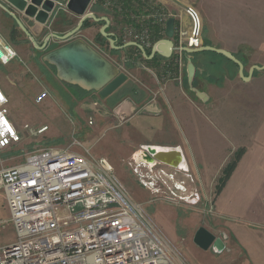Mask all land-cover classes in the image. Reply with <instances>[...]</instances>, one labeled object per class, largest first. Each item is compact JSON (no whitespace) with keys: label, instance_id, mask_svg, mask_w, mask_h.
I'll return each instance as SVG.
<instances>
[{"label":"rangeland","instance_id":"1","mask_svg":"<svg viewBox=\"0 0 264 264\" xmlns=\"http://www.w3.org/2000/svg\"><path fill=\"white\" fill-rule=\"evenodd\" d=\"M102 1L104 5L96 7L97 0H93L90 12L113 18L114 25H110L109 32L112 33L113 28L123 30L127 27V32H133L128 36L145 30L154 33L158 21L156 16L161 10L179 19L181 6L171 0L169 13L170 10L164 9L162 3L168 0H137L138 8L133 9L132 16L129 14L127 19L124 3L118 0ZM177 1L198 12L203 45L232 52L244 64L246 77L253 65H264V0ZM61 3L56 11L58 15L64 14L65 25L54 24L52 29L65 34L76 27L81 18L68 10L66 1ZM88 22L90 26L83 28L74 39L89 43L128 77L121 88L127 99L144 98L148 102L155 94L166 93L165 89H168L169 94L167 91L166 95L171 100L169 103L177 106L181 114L177 113L174 125L182 137L179 146L183 149L186 169L175 172L173 179L162 175L156 180V173L148 172V180L153 184L145 188L141 177L133 169L140 152L148 150L139 148L134 152L127 151L122 136L126 122L115 114L114 105L107 102L108 111L103 110V115L97 117L89 108L93 100L91 96L97 92H90L88 97L82 98L78 87L62 82L54 67L44 61L47 53L38 51L26 35L13 26L18 43L10 38L7 42L15 46L19 57L9 67L0 64V87L6 84L11 89V93L7 94L8 108L11 115L16 116L23 140L17 147L0 155V171L21 163L25 154L45 148L68 149L86 155L96 163L102 158L107 159L113 167V175L122 183L130 198L141 205L148 221L160 232L181 262L253 264L245 250L238 246L233 249L229 231L216 213V201L220 194L218 181L232 162L236 163L230 178L239 170V174L235 175L240 193L263 191L260 184L264 178V71L255 72L249 82H244L239 77V67L225 57L210 52L198 56L195 59L198 69L193 87L208 95V101L203 102L188 84L187 61L181 64L179 70L175 66L171 71L175 81L169 84L168 79L161 77L165 71L160 67L152 73L143 71L137 65L125 66L124 53L110 49L105 38L99 39L102 24L93 26L92 21ZM9 26L12 27V24L9 23ZM183 32L179 24L175 36L177 47L181 46ZM48 34L46 30L36 39L39 45ZM65 44L52 40L47 50L53 51ZM131 50L135 51L133 48ZM164 63L159 62L160 66ZM42 92H47L49 97L37 104L35 99ZM160 99L164 101L163 97ZM26 124L29 129L25 128ZM44 127L48 130L40 133ZM175 141L167 142L175 145ZM155 181L159 183L158 187ZM251 181H254L253 185ZM171 192L184 197V201H171ZM246 201L247 197L243 201L244 208ZM8 219L10 210L5 192L0 187V222ZM200 228H205L217 239L229 242L228 245L223 250H203L195 243V235ZM16 240L14 226L6 223L0 230V248L13 245ZM253 246L252 255L261 261L264 253L260 244Z\"/></svg>","mask_w":264,"mask_h":264},{"label":"built area","instance_id":"2","mask_svg":"<svg viewBox=\"0 0 264 264\" xmlns=\"http://www.w3.org/2000/svg\"><path fill=\"white\" fill-rule=\"evenodd\" d=\"M185 10L192 26L189 34L181 33L179 48H200L201 18L194 8ZM130 37L147 48L154 45L149 30ZM18 57L15 47L0 35V64L8 66ZM48 97L42 92L35 102L41 104ZM8 105L0 87V155L23 140ZM47 130L44 127L40 133ZM163 148L152 149L162 152ZM146 156L157 166L145 161L133 169L145 188L153 184L148 172L156 173V180L162 175L173 179L183 169L156 160L149 151ZM0 187L10 210V219L0 222V230L11 223L17 235L16 243L0 248V264H186L130 198L107 159L96 163L68 149L36 150L0 171ZM171 194L174 203L184 201Z\"/></svg>","mask_w":264,"mask_h":264},{"label":"water","instance_id":"3","mask_svg":"<svg viewBox=\"0 0 264 264\" xmlns=\"http://www.w3.org/2000/svg\"><path fill=\"white\" fill-rule=\"evenodd\" d=\"M9 8L19 13H24L27 17L34 19L42 26H47L51 16L58 9V0H2ZM67 3L68 10L80 17L77 26L59 35L57 33H49L43 43L39 45L34 35L22 23L16 13L9 11L19 29L26 35L38 51H46L49 48L51 40L66 42L62 47L47 52L44 56V61L56 69L58 78L69 85H74L88 92H97L102 98H107L121 88L128 80V77L121 73L119 68L104 57L100 52L94 49L89 43L83 39H74L83 29L87 21H92L93 25L102 24L100 34L108 41L110 48L115 51H125L128 48L138 49L143 57L147 60H152L156 56L164 59L172 58L175 51L179 50L186 58V71L188 84L197 97L203 102L208 101L209 97L206 93L200 92L193 87V82L197 73V68L194 63V56L201 53L211 52L229 61L239 67V77L244 82H249L255 72L264 71V65H253L248 76L245 75V66L232 52L215 47L212 45H203L200 48L191 49L188 47L177 48L175 45L176 36V18L170 17L166 23L165 38L157 41L150 55L146 48L135 41L118 45L116 36L109 32L111 21L108 17H98L95 13L90 12V7L93 0H64ZM175 3L188 7L172 0ZM227 75L228 70L225 68ZM149 152L155 154V159L169 166L179 168L185 163L183 152L179 149L172 148L170 154H160L156 149L148 148ZM145 160H154L145 157ZM195 243L203 250H209L211 247L219 248L221 241L216 239V236L205 228H200L195 235Z\"/></svg>","mask_w":264,"mask_h":264},{"label":"crops","instance_id":"4","mask_svg":"<svg viewBox=\"0 0 264 264\" xmlns=\"http://www.w3.org/2000/svg\"><path fill=\"white\" fill-rule=\"evenodd\" d=\"M170 1L171 0L162 1L163 6L165 7L164 9L167 8L168 10H170L169 13H171V9H169ZM9 11L14 12L16 13V15H18L22 23L27 27V29L34 35L36 39H38L46 30L48 33L59 34L52 29L59 14L58 11H56L51 16V19L47 26H42L34 21V19H31L24 15V13H19L9 8L8 5L0 0V35L6 41H9V38L10 40H12L11 35L13 32H15V30H13L12 28L13 26H17ZM166 13V11L161 10L157 14L158 21L156 25H158L161 30L158 34L159 36H162L163 34L165 35L166 23L170 17ZM96 15L98 17H103V15H100L98 13H96ZM143 17H145V15ZM178 17L179 19H176V27L181 24L184 32L189 34L191 31V20L186 13L184 6H180L178 10ZM110 21L111 26L112 24L114 25L113 18H111ZM9 23L12 24V27L9 26ZM121 30L122 29L117 28H113L112 30V33L116 36L118 42L130 41L131 37L128 36L129 31L127 32V27H124L123 30ZM158 35L155 34V37ZM45 38L46 35L41 40L40 45L41 43H43ZM164 38L165 36L162 39ZM19 43L23 44L22 42ZM197 57L194 56V63L196 65V68L198 69L197 63L195 61ZM184 62H186V60ZM176 64L179 70L181 68L179 57L178 61H176ZM9 66L11 65L5 67ZM149 70L150 68H147V70L143 69V71L147 72ZM21 81H23V78H21ZM171 83L173 82H170L169 84ZM9 85L11 86V84ZM1 87L6 94L11 93V89L10 87H8V85L2 84ZM144 87L146 89V86ZM121 88H119L115 93L107 98H102L97 93L92 95L91 97L93 98V100L90 102L89 108L96 115H98L97 117H101L103 115V110L108 111L109 109L107 102L110 103L109 105H114L115 114L120 118H123V120H125L126 122V124L124 125L125 128L122 136L127 144V151L134 152L139 148L148 149L159 147V145H168L169 147L179 149L183 152L182 147L179 146V142L182 141V137L179 136L178 129H176L174 125L177 113L180 116L181 114L178 112L179 108L177 106H173L169 103L171 102V100H169V97H167L168 95H166L168 89H165L166 93L164 92L157 95L155 94L152 100L148 102H145L144 99L141 103H136L131 98L127 99L126 96H124V94L122 93ZM166 88H170V86ZM162 97L164 98V101H161L160 98ZM173 97L171 99H173ZM11 116L16 125L19 127L16 116L13 114ZM172 139H176L175 145H171L167 142ZM158 141H161L162 143ZM236 173L239 174V170H237V172H234L230 180H228V182L226 183L222 192L217 197L216 213L220 217V219H222L226 230L229 231V235L231 236L234 245L233 249L235 250V247L238 246L240 247V249L245 250L249 254V257L251 259L250 262H252L253 264H264V258H261V261L259 259L257 260L251 252L252 248L254 247L253 245L260 244L262 252L264 253V178L261 179L262 183L260 184L263 191H254V193H252L248 190V192L246 193L245 191L244 193H240L238 191L237 177L235 175ZM257 181L258 180H256V182ZM251 182L253 185L254 181ZM246 197L248 199V202H245L246 206L244 208L243 201ZM228 243L229 242L222 241L219 249L223 250L228 245ZM211 249L213 251V247H211Z\"/></svg>","mask_w":264,"mask_h":264},{"label":"flooded vegetation","instance_id":"5","mask_svg":"<svg viewBox=\"0 0 264 264\" xmlns=\"http://www.w3.org/2000/svg\"><path fill=\"white\" fill-rule=\"evenodd\" d=\"M63 1L64 0H58V6H57L58 8L62 4L61 2H63ZM55 25L56 26L65 25V16L63 13L57 16ZM150 38H151L152 42L156 43L154 33L151 34ZM11 39L14 42L18 43L16 41V38H15V32L12 33ZM136 42H138V41H136ZM138 43L141 44L140 42H138ZM118 45L121 46L123 44L121 42H118ZM141 45H143V44H141ZM175 45H176V43H175ZM145 48L148 52V55H150L152 48H147V47H145ZM177 48H179V47H177ZM133 49H135V51L134 50L132 51L131 48H128L125 51H119V52L124 53V61L123 62L125 64V66H127V65H135L136 66L137 65V67H139L140 69H145V70H147V68H150V70L148 72H152V73L153 72L155 73V68L160 67L161 69H164V71H165V75H162V73H161V77L163 76L164 79H168V81H170V82L175 81V78L172 76L171 71H174L175 66L177 65L176 61H178V57H179L181 64L186 60L184 54L182 52H180L179 50L178 51L176 50L175 53L173 54L172 58H170V59H164L162 57L156 56L152 60H147L143 57L142 53L138 49H136V48H133ZM42 52L47 53L49 51L46 50V51H42ZM159 62H165V63L163 64V66H160L161 64H159ZM167 72H168V74H166Z\"/></svg>","mask_w":264,"mask_h":264},{"label":"trees","instance_id":"6","mask_svg":"<svg viewBox=\"0 0 264 264\" xmlns=\"http://www.w3.org/2000/svg\"><path fill=\"white\" fill-rule=\"evenodd\" d=\"M119 2H121V3H124L125 4V9H126V14H127V19H129L128 17H129V14H130V16H132L131 14H133V9H137L138 8V1L137 0H118ZM136 2V3H135ZM100 5H104V3H103V1L102 0H97V3H96V7H99ZM93 11H95V10H93ZM96 12V11H95ZM133 20H130V22H132ZM90 25H89V22L87 21L85 24H84V27L83 28H87V27H89ZM155 27H156V30L154 31V36H155V34H159V32L161 31L160 30V28H159V26L158 25H155ZM154 27V28H155ZM165 35L163 34L162 36H156L155 37V42H157V40H161L163 37H164ZM103 36L99 33V39L100 38H102ZM104 38V37H103ZM107 41V40H106ZM105 42V41H104ZM122 44H124V42L122 41L121 42ZM107 44H109L108 42H107ZM208 45V44H207ZM109 47H110V45H109ZM111 49V48H110ZM138 52V51H137ZM211 53V52H210ZM207 53H201V54H197V55H195L196 57L197 56H201V55H206ZM213 54V53H212ZM214 55H216V54H214ZM132 66H134V65H132ZM55 69V68H54ZM56 70V69H55ZM77 87V86H76ZM80 90H81V94L83 95V97L82 98H86V97H88L91 93L90 92H88V91H85V90H83L82 88H80V87H78ZM136 103H141L143 100H144V98L143 99H133ZM235 163L236 162H232V163H230L226 168H225V170L223 171V175H222V177L219 179V181H218V185H217V190H218V193H221V191L224 189V187H225V185H226V183H227V181H228V179L230 178V175H231V173H233V169L235 168Z\"/></svg>","mask_w":264,"mask_h":264},{"label":"bare ground","instance_id":"7","mask_svg":"<svg viewBox=\"0 0 264 264\" xmlns=\"http://www.w3.org/2000/svg\"><path fill=\"white\" fill-rule=\"evenodd\" d=\"M169 148V147H168ZM167 147L166 148H163V149H166V150H163L162 152H159L160 150L158 149L157 152L160 153V154H170L171 153V149L169 150ZM147 155V152H140L139 154V157L137 159V162L138 163H142L144 161H146V164L150 163V166L151 167H155L157 166V163L154 162V160H145V157ZM183 169H186V163H184L182 166H181Z\"/></svg>","mask_w":264,"mask_h":264}]
</instances>
